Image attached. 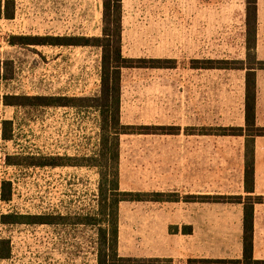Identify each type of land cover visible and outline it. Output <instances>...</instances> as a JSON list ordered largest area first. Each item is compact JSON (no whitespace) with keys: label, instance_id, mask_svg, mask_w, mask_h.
I'll list each match as a JSON object with an SVG mask.
<instances>
[{"label":"rangeland","instance_id":"rangeland-1","mask_svg":"<svg viewBox=\"0 0 264 264\" xmlns=\"http://www.w3.org/2000/svg\"><path fill=\"white\" fill-rule=\"evenodd\" d=\"M14 5V18L0 19V65L3 71V63L8 62L6 80L0 79V95L35 90L46 94L66 91H69L66 94H74L76 88L96 84L98 56L93 51L83 53L75 47H20L8 44L7 40L10 35L99 34L102 0H14ZM134 11L137 8H131L125 17L135 18ZM148 17L159 19L155 13L148 14ZM221 76V73H197L184 69L125 71L122 77V119L130 123H185L203 110L212 119L216 115L217 102L224 98L225 89L217 83ZM258 93L264 111V73L259 75ZM91 114L77 115L67 108H44L30 111L28 116L0 104V120L17 116L19 126L28 125L24 129L27 132L18 136V148L24 145V148L40 154L66 151L72 154L78 146L86 144L95 131L94 115ZM205 140L201 144L200 139L183 135L123 137L120 158L122 188L136 186L147 175L148 180L159 177L162 162L166 172L175 170L184 180L187 161L195 157L187 154L189 148L237 145L214 138ZM14 148V143L0 141V182L9 180L12 183V198L9 202L0 200V214L60 212L71 219L75 213L95 212L96 175L93 171L78 167L6 166L5 154L13 152ZM207 157L211 160L212 171L220 168L218 162L226 156L213 153ZM148 206L123 204L121 216L128 220L129 212ZM177 210L179 220L184 221V205H177ZM95 233L94 228L70 223L60 226L0 225V237L10 239L12 245V257L0 260V264H95Z\"/></svg>","mask_w":264,"mask_h":264},{"label":"crops","instance_id":"crops-1","mask_svg":"<svg viewBox=\"0 0 264 264\" xmlns=\"http://www.w3.org/2000/svg\"><path fill=\"white\" fill-rule=\"evenodd\" d=\"M122 33L121 53L125 58L171 59L177 62L173 68H125L121 73L120 121L126 125H159L175 126L181 130L178 134H137L126 136H159L174 137L186 136L197 138L204 144L205 139L214 138L236 146H219L211 148L200 145L189 148L187 154L193 155L187 161L185 179L178 172H166L164 162L160 166V176L136 186L122 188V172L120 171L119 185L123 191L136 192H178L181 195H245L244 189V136H215L199 133L201 128L208 127H244V96L245 74L241 69H206L194 68L189 65L190 60H228L245 61L247 57V26L246 0H121ZM256 59L264 61V0L256 2ZM131 8L135 18L125 17ZM102 12V9H101ZM155 13L159 19L151 20L148 14ZM130 18V19H129ZM102 26V25H101ZM96 35L85 36H100ZM44 46V45H37ZM30 48L36 46H28ZM75 47L83 53L93 51L98 56L97 79L93 86H84L74 89V94L63 93L46 94L35 90L31 93H19L29 96L52 95L72 97H95L100 94V62L101 48L94 46H54ZM184 69L197 73H221L223 77L217 81L223 85L224 98L215 106L216 115L210 119L203 110L196 117L179 122H144L130 123L122 119V77L128 70H169ZM256 124L264 127V111L259 101V75L264 70L256 71ZM219 76V75H218ZM228 76V77H227ZM202 106V105H201ZM16 112L22 111L28 115L29 111L20 107H13ZM67 108L76 112L92 113L95 127L94 135L86 140V144L78 146L74 153L52 152L47 154L34 153L31 148H18V136L23 135L28 125L19 126V118L11 117L12 135L9 140L15 144L13 152L5 154L20 161L28 160L32 156H68L88 157L97 153L99 147V112L93 107H47ZM44 109V108H43ZM91 114V115H92ZM206 114V115H205ZM29 116V115H28ZM35 118V117H34ZM26 123H29L27 120ZM187 128L191 130L184 131ZM29 136L26 134L25 139ZM25 143H27L25 141ZM159 151H170L159 149ZM213 153L224 155L218 162L219 169L211 171L210 156ZM26 163V162H25ZM19 168L33 166L7 165ZM72 167V166H63ZM75 167V166H74ZM50 168V167H44ZM78 168L93 171L95 178V194L98 183L97 169L92 166ZM254 195L264 196V136L254 139ZM149 205L147 209L131 211L129 219L121 216L123 204ZM177 205H184V221L180 219ZM151 207H161L155 209ZM253 258L264 260V203H256L253 209ZM135 219L137 221H135ZM243 205L240 203H221L203 201L178 202H151V201H121L118 209V253L123 257L141 259L162 258L174 259L176 264L188 258H222L240 259L242 257V228ZM191 227V231L182 232V228ZM177 227L178 231L173 228ZM96 258V257H95ZM96 264V259H95Z\"/></svg>","mask_w":264,"mask_h":264},{"label":"trees","instance_id":"trees-1","mask_svg":"<svg viewBox=\"0 0 264 264\" xmlns=\"http://www.w3.org/2000/svg\"><path fill=\"white\" fill-rule=\"evenodd\" d=\"M256 2L246 0L247 57L245 61L190 60L194 68L241 69L245 74L244 127H208L199 133L215 136H244V189L245 195H181L178 192H136L123 191L119 185L120 138L122 135L137 134H178L179 127L159 125H126L120 121L121 73L125 68H173L177 65L171 59L125 58L121 53L122 7L121 0H102V26L100 36L85 35H10L8 44L28 46H94L101 48L100 94L95 97H72L52 95H0V104L37 111L47 107H93L99 112L100 139L98 151L88 157L32 156L28 160L6 156L5 164L33 167L92 166L97 169L98 183L95 212H81L67 216L60 212L0 214V225H48L91 227L95 233L96 264H176L174 259L123 257L118 253V209L121 201H203L240 203L243 205L242 257L240 259L188 258L183 264H264V260L253 258V209L256 203H264V196L254 195V139L264 136V127L256 124V70H264V61L256 59ZM14 0H0V19H13ZM6 64L0 65V79L6 80ZM3 71V72H2ZM191 130L187 128L184 131ZM12 135L10 120H0V140H9ZM26 162V163H25ZM12 198V183L0 182V200L9 202ZM70 220H69V219ZM178 231L177 227L173 228ZM191 227L182 228L183 233ZM12 257V245L8 238L0 237V260Z\"/></svg>","mask_w":264,"mask_h":264}]
</instances>
